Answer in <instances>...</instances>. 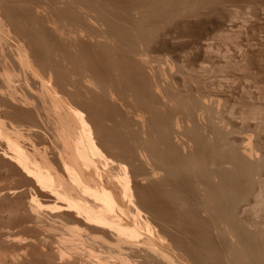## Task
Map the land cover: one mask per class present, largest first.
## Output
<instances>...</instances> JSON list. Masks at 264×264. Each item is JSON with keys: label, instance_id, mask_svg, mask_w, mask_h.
Masks as SVG:
<instances>
[{"label": "bare ground", "instance_id": "bare-ground-1", "mask_svg": "<svg viewBox=\"0 0 264 264\" xmlns=\"http://www.w3.org/2000/svg\"><path fill=\"white\" fill-rule=\"evenodd\" d=\"M222 1L0 0V264H264V109L179 47Z\"/></svg>", "mask_w": 264, "mask_h": 264}, {"label": "rangeland", "instance_id": "rangeland-1", "mask_svg": "<svg viewBox=\"0 0 264 264\" xmlns=\"http://www.w3.org/2000/svg\"><path fill=\"white\" fill-rule=\"evenodd\" d=\"M209 7L201 16L193 18L195 21L185 23L183 27L190 28L187 32L191 30L194 39L188 35L189 40H181L188 48L181 42L179 47L184 46L191 61L196 59L192 61L193 65L200 61H207L205 65L230 64L221 74L225 77L223 87L218 90L221 109L233 105L234 110L240 112L250 103L264 109V0H223L221 4L214 3ZM183 27L179 30L186 33ZM236 64L239 69L230 68ZM209 75L205 78L215 83L219 73ZM241 122L238 121L242 129L240 137L244 141L250 140L245 142L264 157V130L256 132L253 129L255 122ZM250 217L264 223V207L257 216Z\"/></svg>", "mask_w": 264, "mask_h": 264}]
</instances>
